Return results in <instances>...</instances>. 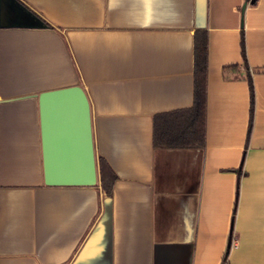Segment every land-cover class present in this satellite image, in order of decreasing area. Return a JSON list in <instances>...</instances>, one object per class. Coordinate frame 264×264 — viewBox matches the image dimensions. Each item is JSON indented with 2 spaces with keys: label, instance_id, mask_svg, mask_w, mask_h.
I'll return each instance as SVG.
<instances>
[{
  "label": "crops",
  "instance_id": "0c3cea01",
  "mask_svg": "<svg viewBox=\"0 0 264 264\" xmlns=\"http://www.w3.org/2000/svg\"><path fill=\"white\" fill-rule=\"evenodd\" d=\"M18 1L45 25L0 0V264H264V0ZM199 29L205 144L154 145L193 105ZM74 84L110 195L43 183L37 94Z\"/></svg>",
  "mask_w": 264,
  "mask_h": 264
},
{
  "label": "water",
  "instance_id": "95a60500",
  "mask_svg": "<svg viewBox=\"0 0 264 264\" xmlns=\"http://www.w3.org/2000/svg\"><path fill=\"white\" fill-rule=\"evenodd\" d=\"M24 26L45 23L18 0H10ZM40 154L46 185H94L96 156L89 102L79 84L37 94Z\"/></svg>",
  "mask_w": 264,
  "mask_h": 264
},
{
  "label": "trees",
  "instance_id": "16d2710c",
  "mask_svg": "<svg viewBox=\"0 0 264 264\" xmlns=\"http://www.w3.org/2000/svg\"><path fill=\"white\" fill-rule=\"evenodd\" d=\"M257 0H254L255 3ZM241 47L246 59L245 36L242 31ZM194 101L190 108L163 113L153 118V144L161 146L202 147L205 144L206 75H207V31L199 29L194 35ZM236 70L237 64L226 66ZM251 93V110L248 137L253 125L254 86L248 76ZM179 126L174 127V123ZM97 182L100 193L110 195L116 178L113 170L102 157H96Z\"/></svg>",
  "mask_w": 264,
  "mask_h": 264
},
{
  "label": "built area",
  "instance_id": "2783aa9c",
  "mask_svg": "<svg viewBox=\"0 0 264 264\" xmlns=\"http://www.w3.org/2000/svg\"><path fill=\"white\" fill-rule=\"evenodd\" d=\"M254 0H248V3H253ZM236 241V238H234L233 242Z\"/></svg>",
  "mask_w": 264,
  "mask_h": 264
}]
</instances>
